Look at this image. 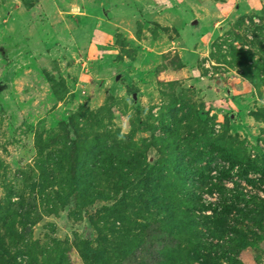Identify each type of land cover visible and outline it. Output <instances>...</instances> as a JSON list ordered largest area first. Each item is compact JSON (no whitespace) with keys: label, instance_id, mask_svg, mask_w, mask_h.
Returning a JSON list of instances; mask_svg holds the SVG:
<instances>
[{"label":"rangeland","instance_id":"obj_1","mask_svg":"<svg viewBox=\"0 0 264 264\" xmlns=\"http://www.w3.org/2000/svg\"><path fill=\"white\" fill-rule=\"evenodd\" d=\"M111 1L0 0L3 260L264 264V215L258 222L252 214L236 218L234 210L223 215L232 227L227 235L239 228L263 238L201 258L191 232L195 225L214 229L218 214L199 205L198 223L172 234L167 212L187 210L191 191L203 207L217 201L213 183H236L264 199L258 172L220 174L235 154L264 158V0L219 20L197 52L183 53L187 64L169 46L173 28L159 29L146 17L135 24L137 16L113 9L123 0ZM184 21L174 25L190 46L194 35ZM117 72L129 77L113 87ZM106 154L120 166L113 168ZM185 162L195 176L179 173ZM183 177L194 185L186 192ZM154 191L156 202L148 197ZM216 235L208 240L224 239Z\"/></svg>","mask_w":264,"mask_h":264},{"label":"trees","instance_id":"obj_2","mask_svg":"<svg viewBox=\"0 0 264 264\" xmlns=\"http://www.w3.org/2000/svg\"><path fill=\"white\" fill-rule=\"evenodd\" d=\"M69 140L72 144H75L74 141V135L70 134L69 135ZM108 157V161L113 164V168H118L120 166L119 161L117 159H112L110 158V155L106 154ZM144 169L145 172L148 171V177L152 173L150 171L151 168H153V165L150 161L146 162ZM231 169H234L237 175L243 176L246 175L249 171L252 172H258L260 176H264V158L262 160H250L249 158H245L243 156H240L238 154H235L233 158H231L230 161V166L228 167L227 170H222L220 174H226L228 171ZM147 170V171H146ZM179 173L183 174L184 176L190 175V176H195L197 173V170L194 169V167L185 162L182 163L181 166L178 168ZM150 171V172H149ZM150 174V175H149ZM198 175H202L201 171L199 172ZM189 179L182 178L181 179V186L185 190L190 189V186L194 185L192 183H188ZM148 183V182H147ZM209 189H217L219 191V196L218 200L213 202V203H208L205 205L206 207H203L202 201H201V196L200 193L197 191H191V193L188 194L187 197V210L176 213H172L170 210L167 212L172 215V219L170 222L172 223L171 227V232L172 234H179L180 231L182 230L183 226L185 223L187 225L189 224L190 226L193 225L194 223H198L197 221V215L193 213L194 210H196V207L200 205L201 208H208L211 210L212 214H218L216 216V220L213 219V221L216 224L217 227L214 229H209L208 227H204L203 230L197 228L195 225L194 227V232H191L190 238L192 240V244L194 245L193 250L196 254H198L201 258H205L209 256L208 254L211 252H214L215 248H220V246L225 245L226 250L231 251V250H241L245 248L246 246L253 244L255 241L258 239H262L263 236L260 234H257L255 232H251L253 237H246V235L241 234L239 231L240 229H233L232 232L234 233L232 236L227 235L228 232H230L231 228L230 226L226 227V224L224 225L222 216L228 214L230 211L234 210L235 217L236 218H247L248 214H252L253 216L249 217L253 220L257 219L256 221L262 220V216L264 215V199L259 197L256 193H250V192H243L242 187L238 186L236 183L232 187H226L223 184H210L208 187ZM225 190L230 191V193L225 192ZM264 192V189H262ZM158 192L154 191L148 195L149 199L156 202L158 200ZM243 200V201H242ZM243 202V208L238 207L240 203ZM250 206L248 207V203ZM189 213V214H188ZM191 213V214H190ZM237 223H234V225ZM215 234L217 233L216 237H218V240H221L223 237L224 239L218 243V242H212L208 240V236L210 234ZM208 235V236H207ZM226 238H225V237ZM1 239V238H0ZM2 242V239L0 240V243ZM7 255L5 247L0 245V264H10L8 260L4 261L3 258L4 256Z\"/></svg>","mask_w":264,"mask_h":264},{"label":"crops","instance_id":"obj_3","mask_svg":"<svg viewBox=\"0 0 264 264\" xmlns=\"http://www.w3.org/2000/svg\"><path fill=\"white\" fill-rule=\"evenodd\" d=\"M259 3V0H132L128 4L127 0H123L121 3H115L118 5L117 8L115 4H112V7L117 10L116 14L119 17L137 16L135 24H139L142 21L141 19L146 17V19L154 22L159 29L173 28L175 30L174 38L170 40L169 46L171 49L177 50L181 62L187 64L188 62L183 59V53L192 54L197 52L203 45V40L212 32L219 20L231 18L236 12L257 8ZM123 9L125 11H122ZM177 18L185 19L182 24L183 27H186V23L192 27L190 32L194 35V41L190 46H186L179 37L178 29L174 25ZM144 23H142V26L150 25ZM199 25L202 26L199 27ZM142 29H145V27Z\"/></svg>","mask_w":264,"mask_h":264},{"label":"water","instance_id":"obj_4","mask_svg":"<svg viewBox=\"0 0 264 264\" xmlns=\"http://www.w3.org/2000/svg\"><path fill=\"white\" fill-rule=\"evenodd\" d=\"M122 77H129V75L125 72H117L116 74H114L112 76V84H113V87L116 86L117 82L122 78ZM136 94L135 93H132L131 97L132 98H135Z\"/></svg>","mask_w":264,"mask_h":264}]
</instances>
